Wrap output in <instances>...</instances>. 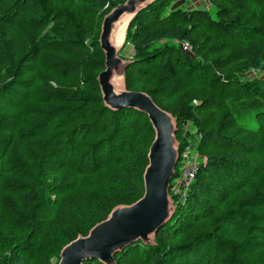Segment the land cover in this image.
Listing matches in <instances>:
<instances>
[{
    "label": "trees",
    "instance_id": "1",
    "mask_svg": "<svg viewBox=\"0 0 264 264\" xmlns=\"http://www.w3.org/2000/svg\"><path fill=\"white\" fill-rule=\"evenodd\" d=\"M74 1L80 2L0 0V36L8 37L0 40V245L6 251L0 264H43L54 253L59 261L63 246L144 191L152 140L138 173L132 159L144 147L143 133L152 130L154 137V130L146 114L105 105L97 79L105 68L102 20L126 0H85L83 17ZM173 1L153 0L130 19L120 48L133 50L124 86L135 89L131 74L136 81L169 82L170 92L201 90L203 103L214 101L231 127L262 134L263 149L220 125L204 130L191 109L181 107L177 115L164 109L157 96L165 87L134 90L173 116L177 141L186 121L201 132L200 149L213 151L200 153L205 159L185 198L172 196L174 213L153 241L128 245L114 255L115 264H264V80L245 77L252 67L264 69V0H208V7L167 10ZM199 29L207 36L196 35ZM178 143L180 156L188 138ZM179 165L180 157L174 178ZM234 191L226 209L214 212ZM227 229L236 231L232 238Z\"/></svg>",
    "mask_w": 264,
    "mask_h": 264
},
{
    "label": "water",
    "instance_id": "2",
    "mask_svg": "<svg viewBox=\"0 0 264 264\" xmlns=\"http://www.w3.org/2000/svg\"><path fill=\"white\" fill-rule=\"evenodd\" d=\"M152 1L126 0L104 16L99 42L105 55V68L97 77L105 105L112 110L131 107L146 114L154 130L147 153L148 163L142 175L143 194L131 204L115 206L107 218L96 223L86 236H77L63 246L57 264H83L95 259L104 264H115L114 255L128 245L136 241L150 244L158 229L174 213L169 190L179 158L175 119L149 94L126 89L122 76L129 60L118 56L130 19ZM123 15L128 19L124 36L115 39L116 45L111 34L115 22Z\"/></svg>",
    "mask_w": 264,
    "mask_h": 264
},
{
    "label": "rangeland",
    "instance_id": "3",
    "mask_svg": "<svg viewBox=\"0 0 264 264\" xmlns=\"http://www.w3.org/2000/svg\"><path fill=\"white\" fill-rule=\"evenodd\" d=\"M184 1L185 2H183V3H181L182 0L173 1L167 10H170L171 8H186L185 6H188L189 0H184ZM70 2H71V0H63V5L67 6ZM86 4H89V3H85V0H80V2H76V1L73 2V5L76 8L80 9L79 14L81 17H83V14L81 13L82 6H84L85 10L87 11L88 5H86ZM208 5H209L208 1L203 0L201 2H198L194 7H202L203 8V7H208ZM104 7H108V6L105 5ZM89 17H90V14H87L86 18H89ZM127 19H128V16L123 15L120 17V19L117 22H115L114 29H113V32L111 34L112 40L114 42H115L116 38H120V37L124 36V30H125ZM15 29L17 31L21 32V28L18 27ZM196 35L203 38L204 36H207V32L200 31V29H199L196 31ZM19 37L22 39V36H17L18 40H20ZM4 38H6V40L8 39V37H4L3 35L0 36L1 41H3ZM208 38L212 39V37H210V36ZM94 40H95V38H94ZM116 45H117V43H116ZM96 51L99 53L97 48H96ZM53 54L55 55V57L59 56V54H57V53H53ZM132 54H133V50H132V46L130 44H126L119 51V55L122 57L123 60H127L128 58L132 57ZM100 58H101V56H100ZM226 65H227V63H226ZM234 67H235L234 65L233 66L231 65L227 70L225 69L222 72L228 73V70H232V68H234ZM149 71H154L158 74H162V73H159V69H157L156 67L150 68ZM128 76L130 78V81H133V83H134V85L132 86L133 88H135L134 90H136V89H140V90L144 89L145 90L146 88L153 89V88H162V87L167 88V90H165V88H164L165 93L159 92V93H161V95L157 96L158 103L164 109H167L176 115L178 114V110L181 107H183L185 109H191L192 111L196 112V114L201 118V120L203 122V129L204 130H208V131L209 130H211V131L217 130L219 128V125H220L222 127L223 131L231 132L232 134L237 136L240 140L244 141L247 144H251L252 146L254 145L255 148H257L259 151H262V149H263V143H262L263 135L262 134H255L254 135V134L247 133L246 131L240 129L239 127H235V126L231 127V121H230L229 117L226 115L225 111L219 109L218 106L215 105L214 101H208L206 103H203L202 99L206 98L207 96H205L201 92V90L195 91V90L190 89V88H183V89H180L176 92H170L169 82L164 81V82L159 84L156 81L147 82L146 79H143V78H142L143 80H141V81H138V80L136 81V79H133V77H134L133 75L128 74ZM252 76H258L264 80V69L261 70L260 68H256V67L250 68V70L245 73V77H252ZM60 83L64 84V83H66V81L60 80ZM158 91L159 90H157L154 93V96H156ZM167 91H169L170 94L167 93ZM144 121H145V119L141 120V122L138 125L143 126ZM147 131L148 130H146L145 133H143V135L141 137L144 140V142H143L144 147L139 149L138 153H136L132 159L133 163L134 162L137 163L136 173L139 172V168L141 167V164L143 162V154H145V152L148 148L145 146V143H147L149 145L150 141L153 140L152 139L153 132H151L152 130L148 131V132ZM191 135H193V138L190 137ZM183 136H186L188 138V142L192 143L194 145L195 151H198L199 153L204 152L205 154L213 151L211 149L205 150V148H204L205 146H203L200 149L198 144H199L200 139L202 137L201 132H198L197 128L192 127L189 124V122H186V121L180 122V124L178 125V131H177L178 141H180V139ZM249 153H251V152H249ZM253 154L258 157L256 152L254 151V148H253ZM261 155H262V153H261ZM232 156H237V154L232 153ZM204 159H205V157L201 154V161H204ZM177 177H175L174 179H176ZM178 183H179V181L176 182V185H174V186L172 185V188L170 190V195H171V197L173 195H177V196H179L180 200H183L185 198V196H182V193L186 192L187 189H185L184 192H183V188H180L175 193L173 191L176 188V186L179 185ZM135 189H136V186H135ZM247 191H248V189H246V192ZM135 194H136V196H138L140 194L139 188L136 189ZM235 194H238V191L232 192L227 197L225 202L214 206L213 211L214 212H222L223 210H225L226 209V206H225L226 201L229 200L230 198H232ZM197 224L200 225L201 223H197ZM59 232H61V231H59ZM235 232L236 231L232 230V229L226 230V234L231 238ZM167 241L170 242L169 239H167ZM173 241H176V240H173ZM5 254H6V251H5L4 246L0 245V255L3 257V256H5ZM261 256H262V258H264V253ZM56 257H57L56 253H54V255H51V256L43 257V259H44L43 264H45V263L46 264H57L58 259ZM133 261L137 262L138 264L142 263V262L136 261V260H133Z\"/></svg>",
    "mask_w": 264,
    "mask_h": 264
},
{
    "label": "built area",
    "instance_id": "4",
    "mask_svg": "<svg viewBox=\"0 0 264 264\" xmlns=\"http://www.w3.org/2000/svg\"><path fill=\"white\" fill-rule=\"evenodd\" d=\"M185 46H188V44L185 43ZM200 161L201 154L198 151H195L194 145L192 143L188 142L182 149V151H180L179 176L172 181L173 186L176 185V182L178 181L179 185H177L173 190L174 193L177 192L180 188H183V192L185 191V189H188L190 183L195 177ZM186 192L182 193V196H185Z\"/></svg>",
    "mask_w": 264,
    "mask_h": 264
},
{
    "label": "crops",
    "instance_id": "5",
    "mask_svg": "<svg viewBox=\"0 0 264 264\" xmlns=\"http://www.w3.org/2000/svg\"><path fill=\"white\" fill-rule=\"evenodd\" d=\"M203 0H189L188 2V6H195L198 2H201ZM185 2L184 0H182L181 3Z\"/></svg>",
    "mask_w": 264,
    "mask_h": 264
},
{
    "label": "bare ground",
    "instance_id": "6",
    "mask_svg": "<svg viewBox=\"0 0 264 264\" xmlns=\"http://www.w3.org/2000/svg\"><path fill=\"white\" fill-rule=\"evenodd\" d=\"M116 38V37H115ZM116 39H118V38H116Z\"/></svg>",
    "mask_w": 264,
    "mask_h": 264
}]
</instances>
